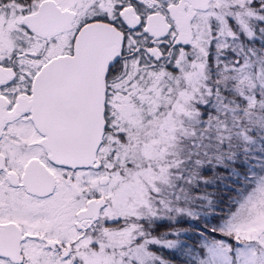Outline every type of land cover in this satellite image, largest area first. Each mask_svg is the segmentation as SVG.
Wrapping results in <instances>:
<instances>
[{
  "label": "snow or ice",
  "instance_id": "6c2138e0",
  "mask_svg": "<svg viewBox=\"0 0 264 264\" xmlns=\"http://www.w3.org/2000/svg\"><path fill=\"white\" fill-rule=\"evenodd\" d=\"M0 264H264V0H0Z\"/></svg>",
  "mask_w": 264,
  "mask_h": 264
}]
</instances>
